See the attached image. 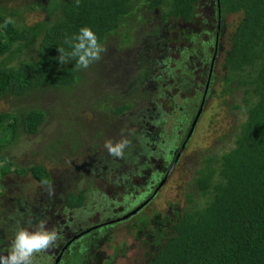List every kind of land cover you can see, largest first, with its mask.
Here are the masks:
<instances>
[{
  "label": "rangeland",
  "instance_id": "374dc122",
  "mask_svg": "<svg viewBox=\"0 0 264 264\" xmlns=\"http://www.w3.org/2000/svg\"><path fill=\"white\" fill-rule=\"evenodd\" d=\"M54 1L0 0V9L36 5L40 11L24 14L25 23L34 25L47 17L41 9ZM217 16L216 1L204 0L197 6L192 23L174 22L165 28L162 38L150 45L151 55L140 56L146 45H136L140 46L138 52L123 47L122 53L103 56L105 68L114 73L110 80L92 68L93 79L87 75L91 88L85 84L71 92L57 91L32 106L39 105L47 114L39 135L22 138L0 157L3 154L19 168L43 165L52 183L41 186L32 175L17 174L1 181L0 253L7 254L18 223L43 219L48 228L62 229V239L47 252L37 254L35 264H147L154 252L148 234L155 225L143 230L140 240L137 235L142 224L186 209L185 197L196 189L192 183L200 163L229 151L242 123L243 118L234 110L242 104V92L223 96L219 69L220 79L203 101L214 59V37L219 31L222 41L228 40L241 20L230 16L219 25ZM113 49L117 52V45ZM23 57L20 54L11 63L17 64ZM144 59L154 70L139 86L136 83ZM113 95L134 97L138 107L121 118L102 114L99 99ZM15 104L0 102V112L16 111ZM201 108L199 121L184 146ZM97 130L103 135L99 137ZM107 141H127L124 155H110L105 148ZM82 191H87L85 206L68 210L67 195ZM155 191L157 195L152 197ZM138 209L137 215L129 216ZM126 216L127 220L113 223ZM91 229L71 243L60 261L68 240Z\"/></svg>",
  "mask_w": 264,
  "mask_h": 264
},
{
  "label": "trees",
  "instance_id": "16d2710c",
  "mask_svg": "<svg viewBox=\"0 0 264 264\" xmlns=\"http://www.w3.org/2000/svg\"><path fill=\"white\" fill-rule=\"evenodd\" d=\"M203 1L55 0L41 9L47 17L34 25L25 23L24 14L40 11L36 5L0 9V102L14 101L17 105L16 111L0 112V153L24 137L39 135L47 114L39 105L32 106L54 92L92 86L87 77L89 73L93 79L92 68L110 80L114 73L105 68L103 56L122 53L123 47L138 52L146 45L142 47L145 53L139 54L151 55L150 45L162 38L165 28L174 22L192 23ZM215 1L220 25L230 16L241 20L228 40L223 42L219 31L214 37L215 60L207 74L203 101L220 79L219 69L223 73V96L242 92V104L234 108L242 123L229 151L200 163L192 183L196 189L185 197L186 209L142 224L137 235L140 240L142 231L155 225L148 234L154 252L147 264H264V0ZM84 26H90L100 37L105 48L102 58L85 70L76 69L74 61L60 65L58 47L68 49L65 38ZM116 45L117 52L113 49ZM20 54L24 57L12 64L11 59ZM143 61L136 83L139 86L154 70L147 59ZM114 96L99 99L102 114L109 112L114 119L121 118L138 107L134 97ZM93 107L98 108L97 104ZM97 134L100 137L103 131L97 130ZM4 164L9 166L2 167ZM11 174L32 175L41 186L52 183L43 165L19 168L2 154L0 184ZM87 199V191H82L67 195L65 203L68 210L75 211L82 209ZM157 220H161L159 224ZM2 243L0 240V246Z\"/></svg>",
  "mask_w": 264,
  "mask_h": 264
},
{
  "label": "clouds",
  "instance_id": "9594fccd",
  "mask_svg": "<svg viewBox=\"0 0 264 264\" xmlns=\"http://www.w3.org/2000/svg\"><path fill=\"white\" fill-rule=\"evenodd\" d=\"M64 44L68 49L58 47V63L65 65L74 61L78 70L88 69L98 62L105 51L100 37L90 26L81 27L72 36L66 37ZM126 146L127 141L105 143L109 154L115 157H122ZM61 239L62 229L48 228L46 220L18 223L7 254L0 253V264H35L34 258L37 254L55 247Z\"/></svg>",
  "mask_w": 264,
  "mask_h": 264
},
{
  "label": "water",
  "instance_id": "95a60500",
  "mask_svg": "<svg viewBox=\"0 0 264 264\" xmlns=\"http://www.w3.org/2000/svg\"><path fill=\"white\" fill-rule=\"evenodd\" d=\"M202 111H203V108H201V110H200V114L198 115V117H197L196 120L194 121V124H193V127H192V130H191L190 135L193 133V131H194V129H195V127H196V125H197V123H198V121H199V118H200V116H201V114H202ZM190 135H189V137H190ZM179 159H180V157L178 158V160H179ZM174 167H175V166H173V169H174ZM173 169H172V170H173ZM169 175H170V174H169ZM169 175H168V176H169ZM168 176L166 177V181H167V179H168ZM160 188H161V187H160ZM138 211H139V209L136 210V211H134V212H133L132 214H130L129 216H132L133 214H134V215L137 214ZM129 216H126V217H124V218H122V219H119V220H117V221H114L113 223H117V222H121V221L127 220V219L129 218ZM94 229H96V228H94ZM94 229H93V230H94ZM93 230L91 229V230H88V231L82 233L81 235H79L78 237H76L74 240H72V241L69 243V245H71V243L75 242L77 239H79V238L82 237L83 235H87V234H89V233L92 232Z\"/></svg>",
  "mask_w": 264,
  "mask_h": 264
},
{
  "label": "flooded vegetation",
  "instance_id": "af4514ba",
  "mask_svg": "<svg viewBox=\"0 0 264 264\" xmlns=\"http://www.w3.org/2000/svg\"><path fill=\"white\" fill-rule=\"evenodd\" d=\"M214 60H215V58L213 59V62H214ZM213 66L214 65H212V68H213ZM169 174H171V172H169L168 174H167V176L169 175ZM166 176V177H167ZM170 176V175H169ZM169 176H168V178H169ZM151 200V199H150ZM145 205H147V204H145ZM145 205H144V207H145ZM66 207H67V205H66ZM68 209V208H67ZM79 235H81V234H78V235H75L74 236V238H72V239H70V240H68V242H67V244H66V246L64 247V249H63V252L60 254V256H59V259H60V261H61V259H62V257L64 256V253L69 249V243L72 241V240H74L76 237H78Z\"/></svg>",
  "mask_w": 264,
  "mask_h": 264
},
{
  "label": "bare ground",
  "instance_id": "6f19581e",
  "mask_svg": "<svg viewBox=\"0 0 264 264\" xmlns=\"http://www.w3.org/2000/svg\"><path fill=\"white\" fill-rule=\"evenodd\" d=\"M151 42V41H150ZM223 142V141H222Z\"/></svg>",
  "mask_w": 264,
  "mask_h": 264
}]
</instances>
